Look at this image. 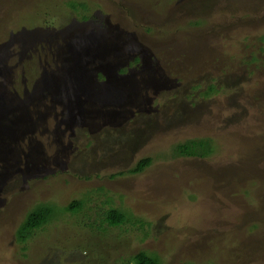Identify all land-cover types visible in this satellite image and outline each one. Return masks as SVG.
Wrapping results in <instances>:
<instances>
[{
    "label": "rangeland",
    "instance_id": "374dc122",
    "mask_svg": "<svg viewBox=\"0 0 264 264\" xmlns=\"http://www.w3.org/2000/svg\"><path fill=\"white\" fill-rule=\"evenodd\" d=\"M68 1L0 0V264H264V0Z\"/></svg>",
    "mask_w": 264,
    "mask_h": 264
},
{
    "label": "trees",
    "instance_id": "16d2710c",
    "mask_svg": "<svg viewBox=\"0 0 264 264\" xmlns=\"http://www.w3.org/2000/svg\"><path fill=\"white\" fill-rule=\"evenodd\" d=\"M68 7L74 12L75 16H79L85 20L88 10V2L84 1H68L66 2ZM214 86L210 85L208 94L214 90ZM206 94V95H208ZM213 145L210 138H189L182 142L175 144L172 147V154L174 157H197L204 158L212 153ZM152 157H144L140 159L136 165L127 170L129 174L141 173L146 167L152 163ZM123 172H119L122 174ZM109 203V202H107ZM106 203V204H107ZM83 204L82 199L73 200L66 207V210L72 213L77 212ZM124 210L119 207L109 206L105 212L104 220L110 225H119L127 218ZM128 214V213H127ZM50 209L45 203L37 204L27 214L22 223L16 230L15 236L17 242H25L32 234L34 229H38L42 225L46 224L49 220ZM120 264H161L158 256L155 253H149L145 250H140L134 254L129 260Z\"/></svg>",
    "mask_w": 264,
    "mask_h": 264
}]
</instances>
